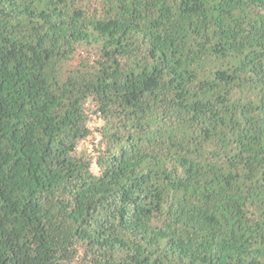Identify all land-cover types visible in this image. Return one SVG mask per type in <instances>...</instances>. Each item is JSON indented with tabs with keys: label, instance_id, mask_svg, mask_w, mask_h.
Instances as JSON below:
<instances>
[{
	"label": "trees",
	"instance_id": "16d2710c",
	"mask_svg": "<svg viewBox=\"0 0 264 264\" xmlns=\"http://www.w3.org/2000/svg\"><path fill=\"white\" fill-rule=\"evenodd\" d=\"M0 264H264V0H0Z\"/></svg>",
	"mask_w": 264,
	"mask_h": 264
}]
</instances>
